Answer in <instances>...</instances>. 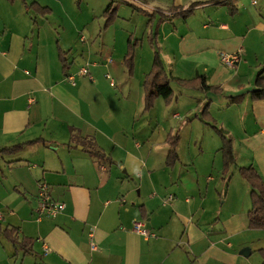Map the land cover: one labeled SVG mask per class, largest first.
I'll return each mask as SVG.
<instances>
[{"label": "crops", "instance_id": "obj_1", "mask_svg": "<svg viewBox=\"0 0 264 264\" xmlns=\"http://www.w3.org/2000/svg\"><path fill=\"white\" fill-rule=\"evenodd\" d=\"M211 1L112 0L117 20L104 29L103 15L88 3L69 24L53 5L36 2L50 10L39 16L25 5L33 2L0 0V149L23 145L0 155V264H264V229L250 228L252 189L239 172L253 167L264 181V101L251 97L258 75L264 78V0H236L234 15L228 3ZM124 2L150 14L138 13L147 18L140 38L134 28H116L121 9L131 7ZM196 2L206 4L179 15ZM88 16L93 42L73 39ZM150 34L174 100L168 107L158 98L146 112ZM130 36L140 43L133 77L124 65ZM222 53L240 61L226 67ZM85 67L92 80L79 74ZM201 77L222 93L175 81ZM206 106L233 141L236 163L227 173L221 137L212 127V137L196 130V122L209 126L201 121ZM147 128L152 136L162 128L158 147L151 137L148 146L138 141ZM170 135H179L172 167ZM40 181L66 205L41 221ZM134 218L155 237L133 231ZM25 239L28 253L20 246Z\"/></svg>", "mask_w": 264, "mask_h": 264}, {"label": "trees", "instance_id": "obj_2", "mask_svg": "<svg viewBox=\"0 0 264 264\" xmlns=\"http://www.w3.org/2000/svg\"><path fill=\"white\" fill-rule=\"evenodd\" d=\"M236 0H233L232 2L228 0H214L209 3H214L217 5H228V8L230 10V13L232 15L236 14V7L235 2ZM230 2V3H229ZM116 2H112L107 9L104 11L103 17L106 20L105 27L112 25L115 21V19L118 16V10L119 5H114ZM126 2L122 3L125 4ZM121 4V5H122ZM128 5H131L129 3H126ZM206 3L202 2H196L193 3L188 10L184 12H180L179 15L187 18L188 16L192 15L194 13V10L202 6ZM26 7L29 10H33L37 13L46 14L44 12H49L50 10L48 8H43L37 3L32 4H25ZM131 7L136 12H143L147 17H150V14L146 11L140 10L134 5H131ZM156 12H160L157 10ZM165 14L164 12H161ZM173 15V14H172ZM157 41V35L156 34H150L149 36V42L152 48L155 50L154 54V60L152 65L151 72L146 76L144 88H145V111L149 112L154 108L155 102L158 98H162L164 100V103L166 106H170L174 100V92L171 88V83L173 80H171L166 72L160 50L157 47L156 44ZM140 43L138 40L134 39L132 36H130L128 40V48L127 53L124 57V65L126 67L127 73L130 77L134 76L135 72V56H136V50L139 47ZM62 63L64 64V69L66 68V61L62 57ZM180 86L183 88L209 93L214 92L216 94H221L222 91L218 87H210L207 85L206 80L204 77L197 78L194 80H175ZM256 87L257 89L251 92V97L253 100H263L264 101V78L263 73H260L256 79ZM209 107L206 106L202 113H201V121L203 123L209 124L213 121L209 114ZM210 125V124H209ZM211 127L216 131V133L221 137L223 142L222 147V155H223V162H224V172L227 173L231 167H233L236 163V158L233 152V141L231 138H228L225 133L216 128L214 125H211ZM179 135L172 137L171 135L168 137L167 142L168 144L173 148L172 151L169 154L168 160H167V166L172 167L179 159L178 154L176 152V146L179 143ZM23 148V145L11 147V148H4L0 149V155H12L15 153H18ZM240 175L242 178H244L250 185L252 192H251V201H252V209L249 213L250 218V228L251 229H258L263 230L264 229V181L262 180L261 176L258 174V172L253 168H241L239 170ZM6 237L10 240H12L15 244L18 243V241L13 240L12 233L5 234ZM30 244V241L25 239L20 246L22 249L28 253L31 251V248L28 249L27 246Z\"/></svg>", "mask_w": 264, "mask_h": 264}, {"label": "rangeland", "instance_id": "obj_3", "mask_svg": "<svg viewBox=\"0 0 264 264\" xmlns=\"http://www.w3.org/2000/svg\"><path fill=\"white\" fill-rule=\"evenodd\" d=\"M117 1V0H115ZM29 3H36V2H39L41 3L42 5L44 4H50V5H53V8H54V11L56 13V16L62 18L63 20H65L67 23L72 20V21H75V20H79V17L80 16H76L77 15V12H79L78 10H80L79 13H81V10L86 8L87 7V3H88V7L90 5V10H92L93 13H97L99 15H103L104 14V11L107 9V7L112 3V0H28ZM38 4V3H37ZM119 4V2H116L114 3V5H117ZM136 5H138V3H135ZM39 5V4H38ZM122 7V5L120 6ZM122 11H120V14H119V17H120V20L117 22V29H120L122 27H127V28H134L137 30V37L140 38L143 34V31H144V27L147 23V18L142 15V14H138L139 12H135L133 8L131 7H125V9H121ZM134 13H136L134 15ZM37 15L39 16H44L43 14H39L36 12ZM204 17V14L203 13H200V15H198L197 17H195L197 20H202ZM104 19V22H106L105 18L102 17ZM97 19V18H96ZM83 22H82V26L88 22V21H93L92 17L91 16H88V17H83ZM117 20V18L115 19ZM81 24V23H80ZM106 24V23H104ZM90 25V26H89ZM104 29H106L105 26H103ZM151 27V25H150ZM95 28H96V25H91L90 22H88L87 26H85L84 29L82 28H78V30L76 29H73L72 30V33H70L69 35H71L73 37V39L75 37H78L79 38V41L81 38L85 37L86 38V41L87 43L88 42H93V38L91 37H94V34H95ZM121 31V29H120ZM121 33H115V35L113 37H115L116 41H119L120 38H122V36L120 35ZM95 38V37H94ZM120 45H118L119 47ZM227 54V53H225ZM231 55V54H230ZM117 61H119V58L118 56L116 57ZM116 59L114 58V61H116ZM174 88L176 90H179V87L178 86H174ZM187 121L186 123H184L182 126H179V128L181 127V130H183V127H185L187 125ZM196 126H197V131H201V130H204L206 132V135L210 134L209 136L212 137V135L214 136V133L212 131V128H211V125L214 124V122H210L209 126L205 125L206 127H204V124L202 123H195ZM159 131H162V128H159L158 131L152 136L151 135V130H149L147 128V130H144L141 132V136H140V141L144 146H148V141H149V137H151V141H154L155 143H157V147L159 146L158 145V141H160V135H158ZM146 149H144L142 152H144ZM158 150H155V153H157ZM153 155V154H151ZM210 156V157H214L212 156V154H208L207 157ZM155 157V156H154ZM236 158V157H235ZM215 175L217 174L216 171L214 172ZM238 175V174H237ZM213 176V175H212ZM239 180H242L241 177L238 175L237 177ZM37 194H38V186H37Z\"/></svg>", "mask_w": 264, "mask_h": 264}, {"label": "built area", "instance_id": "obj_4", "mask_svg": "<svg viewBox=\"0 0 264 264\" xmlns=\"http://www.w3.org/2000/svg\"><path fill=\"white\" fill-rule=\"evenodd\" d=\"M81 41L83 42L84 38H82ZM220 55H221V61L226 67L233 68L240 61V56L238 54L230 55V54L222 53ZM79 74L81 76H88L92 80V76L90 75L89 69L87 67L82 68ZM69 81L71 84L75 85L74 77L71 76L69 78ZM111 85L113 87L115 86L114 81H111ZM171 200H173V196H170L168 198V201ZM38 201H39V206H38L39 221H41L43 218L57 217L66 209V205L64 203L58 202L53 198L49 185L43 181H40L38 183ZM132 229L133 231L140 234L146 239L155 237V234L146 228L145 222L141 220H137L136 218L133 219ZM91 245L93 249L96 248L95 244L92 243Z\"/></svg>", "mask_w": 264, "mask_h": 264}]
</instances>
